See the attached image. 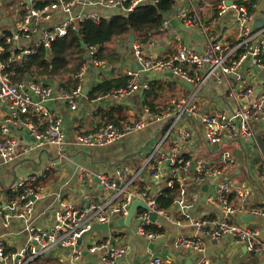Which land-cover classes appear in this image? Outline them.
Instances as JSON below:
<instances>
[{"label": "crops", "instance_id": "crops-1", "mask_svg": "<svg viewBox=\"0 0 264 264\" xmlns=\"http://www.w3.org/2000/svg\"><path fill=\"white\" fill-rule=\"evenodd\" d=\"M52 1L54 0H38L37 3L44 6ZM238 1L245 4L247 10L249 9L251 28L254 31L264 28V0ZM27 3L28 0H0V33L4 34V30L12 32L16 29ZM188 5L194 8V13H190V15L199 18V21L193 25H184L183 21L176 17L177 9L181 7L187 9ZM218 5L219 0L205 5L201 4L199 0H192L189 4H183L182 0H176L173 8L163 17L167 21L166 28L160 29L145 42L135 38L134 41L140 44L144 53L166 57L173 53L177 46L175 37L179 42H184L201 52L207 42V35H211L215 41L225 44L227 50H236L238 53L241 50V37L238 35V26L234 20L235 11L231 8L217 18ZM199 6L202 8L199 9ZM121 10L122 8L119 6L99 8L88 4L76 5L72 10V15L76 17L79 12H96L109 17L112 14L120 13ZM64 16L59 8L51 10L48 19L40 20L29 36H21L16 44L11 45V48L18 50L34 46L45 31L60 22ZM204 25L207 26L208 32L203 31L202 26ZM129 45V38L112 42L108 50L118 53L120 60L109 63L107 59L102 58L99 59L103 61L102 64L90 65L83 80V89L85 86L88 87L87 93L84 95L82 92L78 97L75 109H71L60 94V90L70 91L72 89L75 83L73 78L75 70L60 76L42 74L36 78L32 75L24 77V79L40 80L52 87V98L45 101V106L62 118L67 158H60L56 146L52 144L36 145L33 136L23 126L21 129L12 131L19 141L21 150H16L17 156L12 160L5 161L0 157V207L14 197L15 194L11 187L14 186L16 180L27 175L39 177L33 183L36 195L34 196V210L27 222L13 218L7 225H4L0 215V238L5 242L7 253L13 252L15 248L21 247L28 241L27 224L38 225L43 229H50L54 225V212L60 199L68 200L75 206H84L89 200L98 201L102 197L99 184L94 180V177L89 182L79 178L80 166L92 175L99 172L112 175L116 168L127 166L129 176L132 178V187L146 188L151 193L150 195L156 198L165 188V180L150 177L144 166L148 152L161 134L159 133V124L147 123L141 130L108 145L85 146L76 142V131L89 132L97 128L107 121L105 115L112 109H114L113 115L116 120L114 123L118 126L131 123L138 118H147L148 112L153 113L164 109L172 97L171 88L163 86L161 95L154 99L156 109L151 110L143 103V93L149 89V86L147 89L141 87L145 82L149 85L153 84L152 81L155 79L163 81L164 84L173 82L175 86L171 87L176 89L177 93L181 91L183 82L177 77L168 76L166 73L142 70L139 72L137 88L124 97L109 98L106 93L91 97L89 92L102 80L118 75L127 76V70L137 69V60ZM260 57L264 61V48L261 50ZM16 61L23 62V59H16ZM237 73L244 75L249 85L253 87L255 93L249 97V100L254 99L262 88L264 80L262 72L251 64L250 58H247L239 65ZM223 91L222 86L209 80L199 92L197 98L199 109L207 112L217 109L226 112L235 110L236 99L224 95ZM0 106L2 115L5 110L2 104ZM186 121L190 131L188 138L183 142L182 152L192 160L200 156L210 163L216 161V155L213 156L212 148L204 140L198 120L189 117L186 118ZM254 130L255 136L252 141H249V137L233 142L231 149L235 161L228 173H225L218 182L215 179L206 178L198 183L194 178L192 166L183 172V179L189 197L195 196L188 209L193 218L219 215L217 208L210 203L209 197L213 195L219 182L227 181L229 185L228 201L231 205L238 207L235 213L229 215V220L256 228L264 242V216L253 212L258 207H264V178L260 168L264 150L256 139V136L260 135L264 140V118L255 122ZM174 139L175 136L172 137V140ZM200 141L204 146L201 147L198 144ZM245 147L248 149L247 153H250L249 157L245 156ZM165 148H169L167 142ZM20 152L21 154H19ZM231 177L237 178L238 181L233 182ZM206 182H208L206 198L202 199V185ZM138 209L141 208L138 207ZM138 209L136 212L140 211ZM164 209L174 218L182 219L178 206L169 205ZM120 218L122 217H114L109 222L107 230L94 229L82 235L74 247L56 246L50 249L37 257V264H67V261L73 256H76L75 264H103L101 256L104 254V249H96L92 252L89 248L94 243L101 244L107 240L108 245L125 248V253L118 259L117 264H152L153 256H160L163 264H196L202 256L206 259V264H264V251L260 255L252 253L243 244L236 243L229 235H224L218 240L201 236L202 253L191 248H176L174 242L178 237L196 232L195 227L186 220L179 223L171 222L165 216H159L157 220L161 227L158 230V235L148 239L138 232L135 214L131 221L124 226H117V220ZM146 229H155V226L149 224L146 225Z\"/></svg>", "mask_w": 264, "mask_h": 264}, {"label": "built area", "instance_id": "built-area-1", "mask_svg": "<svg viewBox=\"0 0 264 264\" xmlns=\"http://www.w3.org/2000/svg\"><path fill=\"white\" fill-rule=\"evenodd\" d=\"M37 1L28 0L21 21L14 31L8 35L0 33L6 44H16L21 36H29L40 20L49 18L50 11L53 9L59 8L65 16L60 22L49 27L34 46L12 50L9 61L24 59L35 52L39 46L49 49L56 37L65 35L69 28H75L85 19L98 22L101 17H106L96 12H79L76 17H73L72 10L76 5L88 4L99 8L119 6L122 8L120 13L126 16L137 5L154 3L157 0H54L44 6L38 5ZM227 1L230 4H227ZM199 2L204 4V0ZM200 8L202 6H199ZM231 8L235 11L234 20L238 26V35L241 37L240 52L227 50L225 44L215 41L211 35H207V42L201 52L184 42H179L175 37L177 46L173 53L166 57L144 53L140 44L134 41L131 47L142 69L137 67V69L127 70L126 85L107 92L106 95L109 98L119 99L135 90L138 86L139 72L142 70L170 72L182 82L191 83V88L188 89L183 83L181 91L168 100L164 109L153 113L148 112L147 118H138L123 126H118L113 121H106L89 132L76 131L75 133L76 142L79 145L103 146L141 130L147 123L159 124L161 134L148 152L144 166L150 177L165 180L164 187L175 186L176 192L171 205L180 208L182 219L168 214L146 188L132 187V178L129 176L127 166L116 168L112 175L103 172L92 175L80 166L79 178L83 181L89 182L92 177L99 179L102 197L98 201L89 200L84 206H75L68 200L60 199L54 212V225L50 229H43L38 225L27 224L28 241L11 253L5 251V242L0 238V264H30L31 260L56 246L74 247L77 240L89 232L94 223L109 224L114 217L126 216L134 199L143 201L147 206V209H138L140 211L134 214L139 220L138 232L148 239L158 235L161 224L157 217L165 216L171 222L179 223L186 220L196 229L194 234H183L178 237L174 242L176 248H191L202 253L201 236L218 240L224 235H229L236 243L245 245L252 253L260 255L264 251V242L260 238L259 230L229 220V215L235 213L238 207L231 205L228 201L227 181L219 182L215 192L209 197L210 203L217 208L219 215L193 218L188 209L195 196L189 197L183 179V172L192 166L194 178L198 183L206 178L215 179L218 182L225 173H228L235 161L231 149L233 142L241 138L254 137L255 122L264 118V80L261 91L254 99L249 100V97L255 93L254 89L244 75L237 73L239 65L250 58L251 64L264 76V61L260 57L262 46H264V28L258 31L251 28V14L245 4L238 0H219L217 18ZM190 13H194V8L188 5L187 9L178 8L176 17L182 20L184 25H193L199 21V18ZM166 27L167 21L163 19L162 28ZM202 28L203 31L208 32L207 26L204 25ZM2 52L3 47L0 45V55ZM86 52L89 53V58L84 59L74 72V88L70 92L60 90L62 98L67 101L71 109H75L78 97L82 94L84 76L90 65L98 66L103 63L95 57L98 52L96 45L88 46ZM7 66L8 64L0 61V105L2 104L5 110L2 115L0 114V157L8 161L17 156L16 150H21V147L12 131L21 129L23 126L33 136L36 145L52 144L56 146L60 158H67L62 118L45 106V101L52 98V87L33 78L14 81L6 72ZM209 80L222 86L224 95L236 99L235 110L226 112L217 109L207 112L199 109L197 104L199 92ZM148 86L147 82L141 85L143 89H147ZM189 117L198 120L204 140L210 148L212 145L216 146V161L210 163L200 156L192 160L182 152L183 142L189 136L190 128L186 121ZM173 136H175L174 140H172ZM166 142L169 144L168 149L165 148ZM260 168L264 178V157ZM37 177L39 176L27 175L16 180L11 187L14 197L0 207L2 224L7 225L13 218L27 222L31 217L34 210V196H36L33 183ZM153 212L156 214L155 219L151 218ZM253 212L264 216V207H258ZM149 224L154 225L155 229H146V225ZM107 242L94 243L89 250L94 252L96 249H104V254L101 256L102 263L117 264L118 259L125 253V248L108 245ZM15 257L17 260L12 261ZM75 258L76 256L71 257L67 264H75ZM152 264H163V260L160 256H153ZM196 264H206V259L202 256Z\"/></svg>", "mask_w": 264, "mask_h": 264}, {"label": "trees", "instance_id": "trees-1", "mask_svg": "<svg viewBox=\"0 0 264 264\" xmlns=\"http://www.w3.org/2000/svg\"><path fill=\"white\" fill-rule=\"evenodd\" d=\"M175 1L157 0L154 3L139 4L126 16L122 13H115L109 17H101L98 22L85 19L79 22L75 28H69L65 35L56 37L51 42L49 49L43 46L37 47L35 52L23 59V62L9 61L13 49L0 36V45L3 47L0 61L8 64L6 72L14 81L23 80L26 75H32L35 78L42 74L47 76L66 75L77 69L78 65L84 60L83 55L90 45H96L98 48L96 58H105L109 63H112L120 60L118 53L114 50H108L112 42L123 39L128 40L131 33L134 34L135 39L145 42L162 29L163 17L173 8ZM3 33L8 35L10 31L4 30ZM81 40H83L84 46L81 44ZM262 48L264 47L262 46ZM72 61L75 62L74 66L71 65ZM127 79L125 75L104 79L93 87L89 94L91 97L97 94H105L114 88L125 86ZM152 83L149 85V89L143 93V103L151 110H155L154 99L161 95L163 86L171 88V96H174L177 91L171 87L172 85L175 86L173 82L164 84L163 81L155 79ZM74 86L75 83L72 89ZM107 112V115H105L107 121L116 122L113 115L114 109ZM175 192V186L173 188H163L156 198L159 206L166 208L171 205ZM30 264H37V258L31 260Z\"/></svg>", "mask_w": 264, "mask_h": 264}, {"label": "water", "instance_id": "water-1", "mask_svg": "<svg viewBox=\"0 0 264 264\" xmlns=\"http://www.w3.org/2000/svg\"><path fill=\"white\" fill-rule=\"evenodd\" d=\"M227 4H230V2L227 1ZM129 42H130L129 46L131 47L132 43L134 42V34L133 33H131L129 35ZM81 44L84 46L83 40H81ZM87 58H89V53L85 52L84 55H83V59H87ZM136 64H137L138 69H142V66H141L140 63L137 62ZM166 74L168 76H171V77L173 76L172 73H170V72H167ZM183 83L188 88H191V86H192L191 83H189V82H185L184 81ZM87 89H88V87L85 86L84 89L82 90L84 95H86ZM252 139H253V137H250L249 141H252ZM256 139L259 141L262 150H264V140H262L260 135H257ZM94 180L99 184V179L97 177H94ZM207 184H208V182H206L205 184L202 185V190H203L202 199L206 198ZM99 188H100V190L102 189L101 184H99ZM138 207H140L141 209H147V206H146V204L143 201H140V200H137V199L132 200L126 216H124V217H122V218L117 220V226H124L125 224H128L131 221L132 216L134 215V213L136 212ZM151 218L152 219L156 218V214L154 212L151 214ZM247 218H248V216H247ZM135 223L139 224V220H136ZM108 228H109V224H107V223H94L91 226V230H94V229L107 230ZM244 247H245V245H244ZM16 260H17V257L14 258V261H16Z\"/></svg>", "mask_w": 264, "mask_h": 264}, {"label": "rangeland", "instance_id": "rangeland-1", "mask_svg": "<svg viewBox=\"0 0 264 264\" xmlns=\"http://www.w3.org/2000/svg\"><path fill=\"white\" fill-rule=\"evenodd\" d=\"M188 1H189V0H182L183 4H184V3L189 4ZM204 1H205V2H204V5H205V4H209V3H211V2H215L216 0H204ZM74 63H75V62L72 61V66H74ZM198 144H199L201 147L204 146L203 143H202L201 141H200ZM211 148H212V150H211L212 152H211V153L213 154V156H215L216 153H217V151H216V146H215V145H212ZM244 150H245V153H246L245 156L249 157V156H250V153H249V152L247 153V150H248V149L245 147ZM203 156L206 157L205 154H203ZM231 179L233 180V182L238 181V179L235 178V177H231ZM239 180H240V179H239Z\"/></svg>", "mask_w": 264, "mask_h": 264}]
</instances>
